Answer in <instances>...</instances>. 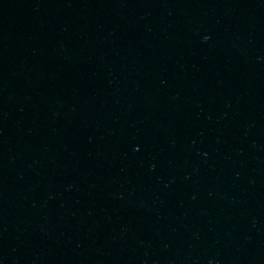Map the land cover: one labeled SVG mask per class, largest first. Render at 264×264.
Listing matches in <instances>:
<instances>
[{
  "label": "water",
  "instance_id": "obj_1",
  "mask_svg": "<svg viewBox=\"0 0 264 264\" xmlns=\"http://www.w3.org/2000/svg\"><path fill=\"white\" fill-rule=\"evenodd\" d=\"M152 0H0V264H157Z\"/></svg>",
  "mask_w": 264,
  "mask_h": 264
}]
</instances>
